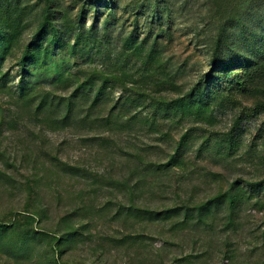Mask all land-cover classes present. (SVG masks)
Returning a JSON list of instances; mask_svg holds the SVG:
<instances>
[{
    "label": "rangeland",
    "instance_id": "374dc122",
    "mask_svg": "<svg viewBox=\"0 0 264 264\" xmlns=\"http://www.w3.org/2000/svg\"><path fill=\"white\" fill-rule=\"evenodd\" d=\"M45 1L9 0V5L20 15V21L13 25L16 27V43L6 55L1 71L10 72L14 84L18 81L15 64L22 47L28 43L41 20ZM53 2L58 9L67 11L72 19L85 4L84 0ZM141 4L148 6L151 13L159 7L162 30L157 25L151 27V14H134L135 5ZM113 8L100 15L99 23L102 26L105 21H110L114 35L127 36L134 28L139 39L150 32L159 34V60L166 74L171 76L173 85L155 88L136 70L130 74L134 89L166 101L183 96L204 80V74L209 73L211 45L226 19L234 14L244 15L250 9L248 15L257 16L256 24L251 28L261 31L264 25V0H164L159 5L152 0H115ZM93 11H87L86 27L93 21ZM5 21L8 23V19ZM104 62L103 58H96L88 68L98 69ZM119 96L121 92L116 89L113 101ZM257 100L254 95L238 91L221 93L219 89L206 121H170L164 118L165 114L148 109L149 114H155L156 125L149 128L138 123L130 132L117 130L115 136L108 139L107 151L97 149L99 154L96 153L98 142L82 148L78 138L70 132L45 133L44 139L52 147H60L63 161L85 166L99 182L93 185L90 179H71L54 171L41 175L40 205L47 212L46 228L53 229L71 208L93 207L87 215L95 218L89 223L91 239L69 251L65 258L75 264H264V116L251 111ZM11 105L7 94L0 92V109L14 110ZM30 126L3 134L0 147L6 155L12 157L31 148L35 135ZM186 132L192 141L184 153V166L169 172L157 185L146 184L134 195L122 191L119 182L123 178L130 180L133 168L130 160L127 161L131 157L127 155L144 150L146 161L163 160L173 143ZM0 170H6L1 162ZM11 172L15 187L0 184V220L7 223L11 220L4 217L6 213L19 211L24 206L25 181L28 179L24 169ZM258 183L260 186L256 187ZM232 185L243 189L244 198L251 199L234 209L236 216L229 225L225 204L204 224L189 225L185 229H176L173 226L175 220L161 223L110 218L118 205L132 204L152 210L181 203L193 205L225 193ZM108 201V208L100 209ZM127 235H141L142 239L132 245L112 247L111 237ZM34 262H15L0 254V264Z\"/></svg>",
    "mask_w": 264,
    "mask_h": 264
},
{
    "label": "trees",
    "instance_id": "16d2710c",
    "mask_svg": "<svg viewBox=\"0 0 264 264\" xmlns=\"http://www.w3.org/2000/svg\"><path fill=\"white\" fill-rule=\"evenodd\" d=\"M84 1L75 19L69 18L67 11L58 9L53 0L45 1L41 20L15 64L18 81L14 84L10 72H2L1 66L16 43L13 25L19 23L20 15L9 5V0H0V92L7 94L14 108L0 109V138L7 132L13 133L21 126L28 128L30 125L35 135L30 149L12 157L0 147V162L6 169L0 170V184L15 187L11 171L24 169L28 178L23 208L6 213L4 217L10 222L0 220V254L15 262L75 264L65 256L91 239L89 223L95 218L87 215L92 206L71 208L53 229L45 226L47 212L40 205L42 173L54 171L71 179H90L93 185L99 183L98 177L85 166L63 161L60 147H52L44 139L45 133L70 132L78 138L82 148L98 142L96 153L99 154L97 149L106 152L110 144L108 139L114 137L117 130L130 132L138 123L149 128L156 125L155 114H149L148 109L165 114L164 118L170 121H206L219 89L221 93L238 91L256 96L258 100L251 111L264 116V25L261 31L251 28L256 24L257 16L248 15L250 9L244 15L234 14L220 26L211 45L209 73L204 74V80L183 96L166 101L134 89L130 74L136 70L155 88L173 85L171 76L166 74L159 60V34L150 32L139 39L134 28L127 36L114 35L113 24L105 21L101 26L99 17L114 9L115 0ZM152 1L156 5L164 2ZM135 7L134 14H151V27L157 25L163 29L159 7L152 13L143 4ZM92 9L93 21L86 27L84 19L87 11ZM96 58H103L105 62L98 69H89ZM116 89L120 90L121 96L113 101ZM240 121L241 117L235 125ZM191 141L189 132L184 133L173 143L165 158L157 162L146 161L144 150L127 155L131 157L127 161L130 160L133 168L130 180L123 178L119 182L122 191L134 195L146 184L157 185L169 172L184 166V153ZM255 185L260 186L259 183ZM244 195L243 189L232 185L225 193L193 205L181 203L160 210L132 204L118 205L110 218L161 223L175 220L173 226L176 229H185L189 225L204 224L225 204L229 225L236 216L234 209L251 199ZM109 203L100 209H107ZM141 239V235H127L111 237L110 241L112 247L117 248Z\"/></svg>",
    "mask_w": 264,
    "mask_h": 264
}]
</instances>
